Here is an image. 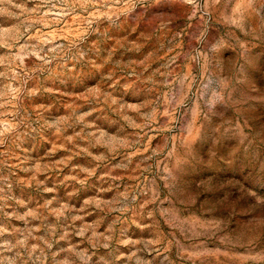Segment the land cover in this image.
Instances as JSON below:
<instances>
[{
    "label": "rangeland",
    "instance_id": "1",
    "mask_svg": "<svg viewBox=\"0 0 264 264\" xmlns=\"http://www.w3.org/2000/svg\"><path fill=\"white\" fill-rule=\"evenodd\" d=\"M0 133V244L264 264V0H0Z\"/></svg>",
    "mask_w": 264,
    "mask_h": 264
},
{
    "label": "clouds",
    "instance_id": "2",
    "mask_svg": "<svg viewBox=\"0 0 264 264\" xmlns=\"http://www.w3.org/2000/svg\"><path fill=\"white\" fill-rule=\"evenodd\" d=\"M186 2L191 3L192 0H186ZM43 43L44 42L41 41V44H43ZM52 51H55V49H49V52H52ZM41 59H43L45 63L49 62L46 57H41ZM82 118L83 117H79V119H82ZM0 134H2V133H0ZM124 210H126V209H115V208L113 209V211H124ZM4 231H5L4 229H0V235H3ZM80 234L83 235V233H80ZM105 247H107V245H105ZM48 248H51V244L48 243L47 241L44 242L43 246L34 245V246H32L31 249H29L25 246L24 241H18L17 244H10L9 242L5 241L4 243L0 244V264H4V259L2 258L4 251L11 252V251H13V249H17L15 252L16 259L20 260L21 264H27V261L31 260L32 257L36 253H39V256H37V259L42 260V258L45 255V250ZM62 251H65V252L72 251L74 253L75 246H73L72 249H62ZM83 251L85 252V254H87V250H83ZM57 255H59V253H53L54 264H76V260H78V257H75V258L74 257H66L63 260H56ZM24 257H26L27 259H24ZM42 264H43V260H42ZM145 264H147V262H145Z\"/></svg>",
    "mask_w": 264,
    "mask_h": 264
}]
</instances>
